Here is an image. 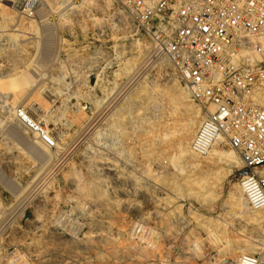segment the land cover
I'll return each mask as SVG.
<instances>
[{"label": "rangeland", "instance_id": "obj_1", "mask_svg": "<svg viewBox=\"0 0 264 264\" xmlns=\"http://www.w3.org/2000/svg\"><path fill=\"white\" fill-rule=\"evenodd\" d=\"M20 2L19 9L0 0V75L4 66L36 69L31 86L4 94L54 131L58 144L43 145L15 119L0 124V264L264 259V202L255 180L243 179L251 175L238 153L215 137L204 110L168 59L152 55L151 39L129 13L114 0ZM90 118L95 130L85 135ZM34 139L38 156L29 149ZM212 147L235 151L239 163L210 156ZM108 166L122 174L119 181ZM212 230L224 235L220 243Z\"/></svg>", "mask_w": 264, "mask_h": 264}, {"label": "built area", "instance_id": "obj_2", "mask_svg": "<svg viewBox=\"0 0 264 264\" xmlns=\"http://www.w3.org/2000/svg\"><path fill=\"white\" fill-rule=\"evenodd\" d=\"M11 1L21 8L20 0ZM114 1L151 39L152 55L171 63L215 135L238 153L264 202V0ZM0 116L15 119L43 145L57 146L54 131L1 92ZM253 260L244 264H264Z\"/></svg>", "mask_w": 264, "mask_h": 264}, {"label": "bare ground", "instance_id": "obj_3", "mask_svg": "<svg viewBox=\"0 0 264 264\" xmlns=\"http://www.w3.org/2000/svg\"><path fill=\"white\" fill-rule=\"evenodd\" d=\"M63 1V0H62ZM63 5V4H62ZM73 5V4H72ZM73 7V6H72ZM52 9V8H51ZM73 12V11H72ZM36 17V16H35ZM39 17V16H38ZM39 18H41V17H39ZM44 18V21H45V17H42V19ZM47 20V19H46ZM45 23H47V22H45ZM20 25V24H19ZM37 28V27H36ZM38 30V29H37ZM43 30V29H42ZM41 30V31H42ZM35 31V30H34ZM39 31V30H38ZM49 31V30H48ZM47 32V31H46ZM26 33V32H25ZM31 33V32H30ZM33 33V32H32ZM23 34V33H22ZM35 34V33H34ZM48 34H50V33H48ZM48 34H47V36H48ZM45 35V34H44ZM43 36V35H42ZM24 37V36H23ZM31 37V36H30ZM28 38V37H27ZM5 39V38H4ZM22 39V38H21ZM46 39H47V37H46ZM49 39V38H48ZM7 39H5V41H6ZM8 40H9V37H8ZM43 40V39H42ZM36 41V40H35ZM41 41V40H40ZM6 42H8V41H6ZM5 42V43H6ZM48 42V41H47ZM3 43V42H2ZM10 43V42H9ZM33 43V42H32ZM36 43V42H35ZM50 43V42H49ZM4 44V43H3ZM19 44V43H18ZM41 44V43H40ZM5 45V44H4ZM7 45V44H6ZM20 46V45H19ZM41 46V45H40ZM142 46V45H141ZM7 46H4V48L5 49H7L6 48ZM15 47V46H14ZM22 47V46H21ZM43 49V48H42ZM149 49H151V48H149ZM148 49V50H149ZM7 51H8V49H7ZM11 51V50H10ZM9 51V52H10ZM5 52V51H4ZM8 52V53H9ZM13 52V51H12ZM145 52V51H144ZM147 52V51H146ZM51 53V52H50ZM36 54H38V52L36 53ZM146 54V53H145ZM16 55H17V53H16ZM10 56V55H9ZM67 56V55H66ZM148 56V55H147ZM14 57V56H13ZM24 57H26V56H24ZM36 57V56H35ZM42 57V56H41ZM142 57V56H141ZM39 58H40V56H39ZM6 59V58H5ZM21 58H19V60H20ZM24 59V58H23ZM147 59V58H146ZM13 60V59H12ZM18 60V59H17ZM45 60V59H44ZM54 60V59H53ZM142 60H143V58H142ZM151 60V59H150ZM14 61H15V59H14ZM21 61H22V59H21ZM20 61V64H22L23 65V63ZM33 61V60H32ZM37 61V60H36ZM40 61V60H39ZM77 61V60H76ZM35 62V61H34ZM57 62V61H56ZM149 62V61H148ZM26 63V62H25ZM16 64V66H17V63H15ZM19 64V65H20ZM36 64V63H35ZM144 64V63H143ZM12 65V64H11ZM25 65V64H24ZM30 65H32V64H30ZM42 65H43V63H42ZM45 65V64H44ZM75 65V64H74ZM76 65H78V64H76ZM2 66V65H1ZM21 66V65H20ZM26 66V65H25ZM34 66V65H33ZM39 66H40V64H39ZM39 66H37V67H39ZM69 66V65H68ZM81 66V65H80ZM142 66V65H141ZM143 66H145V65H143ZM4 67H6V66H4ZM3 67V73L0 75V92L1 93H13V92H15V93H17V92H20L21 93V91L22 90H24L25 88H27L28 86H31V84H32V79H31V76H30V74H31V71L33 72V70H35L36 68H34L33 70L32 69H30L31 71L29 72V67L28 66H26V67H23L22 69H18V70H20V71H18V70H16V67L14 68V70L13 69H10V67L8 68H4ZM19 66H17V68H18ZM30 67H32V66H30ZM36 67V66H35ZM44 67V66H43ZM66 67V66H65ZM20 68V67H19ZM33 68V67H32ZM79 68V67H78ZM77 68V69H78ZM139 68H143V67H139ZM39 69V68H38ZM37 69V70H38ZM43 69V68H42ZM134 69V68H133ZM138 69V68H137ZM136 69V71H138ZM44 70V69H43ZM47 70V69H46ZM58 70V69H57ZM68 70V69H67ZM72 71V70H71ZM79 71V70H78ZM37 72V71H36ZM43 73V75H44V71H40V73ZM53 72V71H52ZM69 72V71H68ZM135 72V71H134ZM42 73H41V75H42ZM56 73V72H55ZM58 73V72H57ZM77 73V72H76ZM138 73H139V71H138ZM38 74V73H37ZM46 74V73H45ZM123 74V73H122ZM134 74V73H133ZM40 75V74H39ZM135 75H136V73H135ZM134 75V76H135ZM37 76V75H36ZM46 76V75H45ZM71 76V75H70ZM79 76V75H78ZM139 76V75H138ZM39 77V76H38ZM136 77V76H135ZM134 77V78H135ZM34 78V77H33ZM35 78H37V77H35ZM34 78V79H35ZM132 78V77H131ZM37 79H40V77L39 78H37ZM79 79V78H78ZM129 79V78H128ZM138 79V78H137ZM54 80V79H53ZM35 81H36V79H35ZM37 81H39V80H37ZM36 81V82H37ZM79 81V80H78ZM131 81V80H130ZM135 81H136V79H135ZM41 82V81H40ZM127 82V81H126ZM129 82V81H128ZM132 82H133V80H132ZM131 83V82H130ZM52 84V83H51ZM127 84V83H126ZM129 84V83H128ZM34 85V84H33ZM39 85H41L40 83H39ZM44 85H46V84H44ZM55 86V85H54ZM83 86V85H82ZM120 86V85H119ZM121 87V86H120ZM49 88V87H48ZM48 88H47V90H48ZM125 89V88H124ZM61 92V91H60ZM116 92V91H115ZM128 92V91H127ZM124 93V92H123ZM14 94V93H13ZM18 94V93H17ZM54 94V93H53ZM129 94V93H128ZM183 94V93H182ZM109 95V94H108ZM186 95V94H185ZM14 96V95H13ZM125 96V95H124ZM66 97V96H65ZM186 97V96H185ZM13 98V97H12ZM114 98V97H113ZM82 99V98H81ZM80 99V100H81ZM144 99V98H143ZM16 99H14V101H15ZM61 100V99H60ZM89 100V99H88ZM12 103V102H11ZM14 103V102H13ZM108 103V102H107ZM16 104V103H15ZM78 104H79V102H78ZM116 107V106H115ZM111 108V107H110ZM35 109H36V111H42L43 109H42V106H37V107H35ZM95 109V108H94ZM121 109V108H120ZM104 110V109H103ZM102 110V111H103ZM106 110V109H105ZM108 110V109H107ZM92 111V110H91ZM94 111V110H93ZM114 111V110H113ZM119 111V110H118ZM45 112V111H44ZM100 112V111H99ZM105 113V112H104ZM109 113V112H108ZM123 113V112H122ZM128 113V112H127ZM106 114V113H105ZM115 114V113H114ZM124 114V113H123ZM49 115V114H48ZM62 115V114H61ZM97 116H98V114H97ZM49 117V116H48ZM93 117V116H92ZM95 117V116H94ZM102 117V116H101ZM114 117V116H113ZM115 118V117H114ZM91 120L92 119H94V118H90ZM97 119V118H96ZM120 119V118H119ZM13 119L12 118H10V117H6V116H0V124H2L3 125V123H7V122H11ZM53 120V119H52ZM111 120V119H110ZM122 120V119H121ZM93 121V120H92ZM89 122V121H88ZM100 122V121H99ZM117 122V121H116ZM93 123H95L94 121L92 122V123H90L89 125H85L86 126V128L84 129V134L86 135V134H88L89 132L91 133V130L92 131H94L95 129V125L93 124ZM122 123V122H121ZM120 124V123H119ZM119 124H118V126H119ZM10 125V124H9ZM17 125V124H16ZM97 125V124H96ZM84 127V126H83ZM117 127V126H116ZM5 128H6V126H5ZM81 128V127H80ZM94 129V130H93ZM100 129V128H99ZM1 130V129H0ZM80 131H82V129H80ZM105 131V130H104ZM124 131V130H123ZM60 132V131H59ZM125 132V131H124ZM111 134H112V132H111ZM115 134V133H114ZM64 135V134H63ZM17 136H20L18 133H17ZM76 136H77V134H76ZM80 136H81V133H80ZM83 136V135H82ZM94 136V135H93ZM103 136V135H102ZM106 136V135H105ZM205 136H206V138H208L209 140H211V138H213L214 137V133H213V131L212 130H208V131H206V133H205ZM109 137V136H108ZM113 137V136H112ZM215 137L216 138H218L216 135H215ZM60 138V137H59ZM102 138V137H101ZM77 139V138H76ZM80 139V138H79ZM84 139V138H83ZM125 139V138H124ZM35 140V139H34ZM115 140H116V138H115ZM78 141V140H77ZM76 141V142H77ZM85 141H86V139H85ZM38 144V140L36 141L35 140V142H33V143H31L30 145H29V149H30V151L32 152V153H34L35 155H37L36 154V152L35 151H33L32 149H38V146H36L37 144ZM72 143V142H71ZM99 143V142H98ZM121 143V142H120ZM112 144V143H111ZM113 145V144H112ZM41 147V146H40ZM59 147V146H58ZM56 148H57V146H56ZM70 148V147H69ZM186 148V147H185ZM213 148V147H212ZM100 149V148H99ZM105 149V148H104ZM54 150V149H53ZM60 150V149H59ZM109 150V149H108ZM186 150V149H185ZM42 151H43V149H42ZM47 151V150H46ZM57 151V150H56ZM100 151V150H99ZM119 151V150H118ZM121 151V150H120ZM188 151V150H187ZM60 152H61V150H60ZM117 152V151H116ZM44 153V152H43ZM56 153V152H55ZM190 153V152H189ZM49 154V153H48ZM102 154V153H101ZM209 154H210V156L212 155V156H218V157H220V158H223L229 165H231V166H234V165H236V164H238L239 163V159H238V157L236 156V154H235V151H226V150H219V149H216V148H213L212 150H210L209 151ZM105 155V154H104ZM38 156V155H37ZM109 156V155H108ZM187 156H188V153H187ZM190 156V155H189ZM91 157V156H90ZM101 157V156H100ZM191 157V156H190ZM95 158V157H94ZM188 158V157H187ZM194 159V158H193ZM104 160H106V159H104ZM125 160V159H124ZM127 161H129V159L127 160ZM132 161V160H131ZM107 162V161H106ZM111 163V162H110ZM116 164V163H115ZM136 164V163H135ZM110 165V164H109ZM130 165V164H129ZM127 166V165H126ZM97 167V166H96ZM105 167V166H104ZM107 168V167H106ZM119 168V167H118ZM124 168V167H123ZM97 169V168H96ZM109 171H111L112 172V174H113V176H114V179L116 180V181H119L121 178H122V174L121 173H119L118 172V170H116L114 167H112V166H108V168H107ZM38 172V171H37ZM121 172V171H120ZM109 173V172H108ZM123 174H124V172H123ZM126 175V174H125ZM43 176V175H42ZM46 177V176H45ZM243 177V179H249V176H242ZM73 182V181H72ZM75 183V182H74ZM73 185V184H72ZM118 185V184H117ZM244 187V190H246V191H249L250 192V186L249 185H245V186H243ZM90 188V187H89ZM23 189V188H22ZM39 189V188H38ZM118 189V188H117ZM27 190H29V189H27ZM35 190V189H34ZM37 190V189H36ZM86 190V189H85ZM92 191V190H91ZM34 193H36V192H34ZM88 194V193H87ZM24 195V194H23ZM250 195H251V197H252V199L253 200H255L256 198H257V195H256V193L254 194V193H250ZM241 196V195H240ZM242 196H243V194H242ZM22 197V196H21ZM32 198V197H31ZM21 200V199H20ZM30 200V199H29ZM26 201H27V199H26ZM240 201V200H239ZM243 201V200H242ZM28 202V201H27ZM38 203V202H37ZM44 204V203H43ZM100 204V203H99ZM127 204V203H126ZM130 204V203H129ZM240 204V203H239ZM17 205V204H16ZM128 205V204H127ZM95 206V205H94ZM99 206V205H98ZM241 206H242V204H241ZM130 207V206H129ZM256 207H258V206H256ZM134 208V207H133ZM95 209V208H94ZM129 209V208H128ZM259 209V208H258ZM262 210L261 211H263L264 212V207L263 208H261ZM104 212V211H103ZM101 213V212H100ZM257 213L259 214V212L257 211ZM4 215V214H3ZM7 215V214H6ZM91 215V214H90ZM93 215V214H92ZM42 216V215H41ZM262 216V215H261ZM91 218V217H90ZM39 222V221H38ZM55 222V221H54ZM46 226V225H45ZM214 228V227H213ZM101 229V228H100ZM226 229V228H225ZM264 231V230H263ZM165 232V231H164ZM169 232V231H168ZM99 233V232H98ZM103 233V232H102ZM167 233V232H166ZM166 235V234H165ZM208 236L210 237V234H208ZM211 236H213L214 237V242H215V244L217 243H220L221 241H222V239H221V237H223L224 235H222V234H220V233H218L217 232V230L216 231H213L212 230V232H211ZM229 237V236H228ZM205 238V237H204ZM203 238V239H204ZM207 238V237H206ZM213 239V238H212ZM211 239V240H212ZM229 239H231V238H229ZM224 240L226 241V238H224ZM92 241V240H91ZM205 241V240H204ZM231 241V240H230ZM197 242V244L198 243H200V240L199 241H196ZM207 242V241H206ZM214 242H213V244H214ZM200 245V244H199ZM231 245V244H230ZM263 246H264V244H263ZM223 249L224 248H226L227 246L224 244V245H222L221 246ZM254 247V246H253ZM218 248V247H217ZM216 248V249H217ZM254 249H256V248H254ZM259 249V248H258ZM212 250V249H211ZM229 250V249H228ZM218 251H219V249H218ZM222 251V250H221ZM224 252V251H223ZM38 252H36V254H37ZM230 253V252H229ZM35 255V254H34ZM246 261H250V262H254V260H253V258H246L245 259ZM249 262V263H250Z\"/></svg>", "mask_w": 264, "mask_h": 264}, {"label": "water", "instance_id": "obj_4", "mask_svg": "<svg viewBox=\"0 0 264 264\" xmlns=\"http://www.w3.org/2000/svg\"><path fill=\"white\" fill-rule=\"evenodd\" d=\"M247 173V170H245V174Z\"/></svg>", "mask_w": 264, "mask_h": 264}]
</instances>
